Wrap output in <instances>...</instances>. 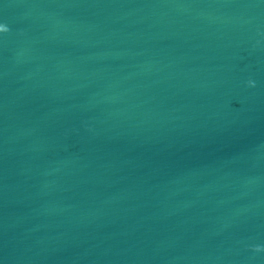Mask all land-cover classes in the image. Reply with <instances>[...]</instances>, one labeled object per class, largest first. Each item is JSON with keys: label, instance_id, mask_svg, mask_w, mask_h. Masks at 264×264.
Here are the masks:
<instances>
[{"label": "water", "instance_id": "95a60500", "mask_svg": "<svg viewBox=\"0 0 264 264\" xmlns=\"http://www.w3.org/2000/svg\"><path fill=\"white\" fill-rule=\"evenodd\" d=\"M0 24V264H264V0Z\"/></svg>", "mask_w": 264, "mask_h": 264}, {"label": "snow or ice", "instance_id": "6c2138e0", "mask_svg": "<svg viewBox=\"0 0 264 264\" xmlns=\"http://www.w3.org/2000/svg\"><path fill=\"white\" fill-rule=\"evenodd\" d=\"M6 26L3 24H0V32L6 31Z\"/></svg>", "mask_w": 264, "mask_h": 264}]
</instances>
